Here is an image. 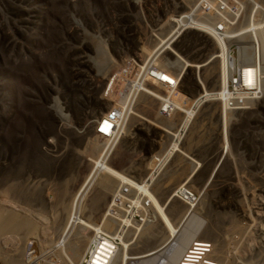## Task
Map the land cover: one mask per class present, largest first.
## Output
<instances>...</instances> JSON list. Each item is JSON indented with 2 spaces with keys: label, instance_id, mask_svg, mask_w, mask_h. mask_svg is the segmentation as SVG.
Returning a JSON list of instances; mask_svg holds the SVG:
<instances>
[{
  "label": "rangeland",
  "instance_id": "374dc122",
  "mask_svg": "<svg viewBox=\"0 0 264 264\" xmlns=\"http://www.w3.org/2000/svg\"><path fill=\"white\" fill-rule=\"evenodd\" d=\"M79 224L118 232V261L187 224L220 264H264V0H0V263H50L58 235L83 261ZM102 236L81 264L118 251Z\"/></svg>",
  "mask_w": 264,
  "mask_h": 264
},
{
  "label": "bare ground",
  "instance_id": "6f19581e",
  "mask_svg": "<svg viewBox=\"0 0 264 264\" xmlns=\"http://www.w3.org/2000/svg\"><path fill=\"white\" fill-rule=\"evenodd\" d=\"M233 79H235V81H237V86H236V90H240L241 88L238 86V80L236 79V77L234 78L233 77ZM98 131V130H97ZM88 188V186H86V188L85 189H87ZM188 190H190V191H192V189H188ZM181 195V194H180ZM181 198H182V201H183V197L181 196ZM184 203V202H183ZM125 204H127V202L125 203ZM122 207V206H121ZM126 207H128V206H126ZM189 207H191V202H190V206ZM188 207V208H189ZM131 207H130V205H129V209H130ZM189 210H190V208H189ZM126 212V211H125ZM129 212V211H128ZM33 212L30 214V216H32V217H28V220L31 222V220H34L35 219V217L33 216ZM29 216V215H28ZM39 219L40 218H37L36 220H35V223L36 222H40L39 221ZM183 219V216L179 219V220H182ZM21 220V219H20ZM193 218H190V219H186L185 220V223H187V222H193ZM20 222H22V220L20 221ZM31 224V223H30ZM23 225H25V226H27V233H36V229L35 228H32L31 226H29V224H23ZM77 225V224H76ZM20 226V225H19ZM95 226H97V225H95ZM84 227H88V225H86V224H79L78 225V230L77 231H74V234H72V235H74L73 236V238H72V240L73 241H78V240H81L82 242H84V244H88V243H90L93 239H97V237H98V239H100V238H102L103 236L102 235H105V237H107V238H112L114 241L115 240H117V247H118V253H117V255H118V258H119V253L120 252H122L121 250H120V247L122 248V245H121V242H120V236L119 235H117V233H115V232H109L112 236H109L108 234H107V232H104V231H102V229H99V228H93V230H92V232H93V236H91L90 234L88 235V237L90 236L91 238H85V239H83L84 238V236L82 235V233H80L81 232V230L82 229H84ZM2 228V227H1ZM90 228H92V227H90ZM90 228H89V230H90ZM195 228H196V226L194 227V228H190L187 224H186V226L182 229V230H180V232L178 233V235L176 236V238H175V240L173 241V244L171 245V247L168 249V250H165V251H163V252H161V254L158 256L159 258L157 259L155 256H152L150 259H151V264H190V262H188V261H195V253H188V255L185 253V252H192L193 251V247H196V243L194 242V239H196V242L197 241H199V242H206V241H200V238H199V236H198V234H196V233H194L195 232ZM148 230H150V229H146L145 231H143L142 232V230H141V233L142 234H147V231ZM45 231H47V228L45 229ZM111 231V230H110ZM90 233V232H89ZM65 234V233H64ZM63 234V235H64ZM75 234H77V237H75ZM29 235V234H28ZM32 235V234H31ZM36 235V234H35ZM61 235V234H60ZM66 235V234H65ZM59 236V235H58ZM55 237V238H57V240L55 241L57 244H58V242H60L61 244H62V241L64 240V238H63V240H62V238L61 237ZM65 237V236H64ZM163 237V236H162ZM166 237H167V233H166ZM66 238V237H65ZM40 239V238H39ZM87 239V240H86ZM54 240V239H53ZM90 240V241H89ZM161 240V239H160ZM190 240V241H189ZM27 241H29V240H27ZM162 241H160V242H158L159 244L161 243ZM58 244V246H60L61 244ZM95 243H96V241H95ZM40 244V243H39ZM65 244H66V242H65ZM159 244H157L156 245V247H154V251H155V254H157V253H159L160 251V249L162 248V247H160V245ZM43 245V244H42ZM44 245H46L45 243H44ZM187 247V248H186ZM45 248H48V247H45ZM50 248L52 249V246H50ZM96 248V245L93 247V249H95ZM208 249V247H205V256H207V254H208V252L210 251H208L207 249ZM210 248V247H209ZM93 249L91 250V252L89 253V255H90V257L92 256V254H93ZM131 249V248H130ZM186 249V250H185ZM211 249V248H210ZM213 249V248H212ZM211 249V250H212ZM35 250H36V248H35ZM58 250H60L59 249V247H58ZM76 250L77 249H75L74 251H73V247H70L67 251H65V252H62L61 250H60V252L61 253H66V252H68V257H69V259L72 261V260H75V264H78V262L79 261H76ZM129 250V249H128ZM211 252V251H210ZM116 253V252H115ZM212 253V252H211ZM36 256H37V258H38V260L39 261H42L41 260V258H39V257H41V254L40 253H38L37 252V250H36V254H35ZM116 255V254H115ZM115 255H114V257H115ZM154 255V254H153ZM211 255V254H210ZM209 255V256H210ZM213 256V255H212ZM113 257V256H112ZM114 257H113V259H114ZM8 258V257H7ZM20 258H21V256H18V257H16V258H10V259H7V260H12V262H14V261H16V260H20ZM125 259H127L130 263H133V264H143L144 262H134L136 259L135 258H132V256L131 257H123V260H125ZM84 260V259H83ZM123 260H117L119 263H117V264H120V261H123ZM3 261H5V260H3ZM112 258L109 260V262H108V264H113L112 263ZM217 261H219L218 259H217ZM12 262H10V263H7V264H12ZM51 263V262H50ZM69 264H71V263H69Z\"/></svg>",
  "mask_w": 264,
  "mask_h": 264
},
{
  "label": "built area",
  "instance_id": "2783aa9c",
  "mask_svg": "<svg viewBox=\"0 0 264 264\" xmlns=\"http://www.w3.org/2000/svg\"><path fill=\"white\" fill-rule=\"evenodd\" d=\"M239 56H240V54H239V50H238V54H237L238 64H235V62H234L233 65H231L229 67V70H233L234 66L236 67L235 69L238 70V67H240L239 66L240 64H243V63L246 64V62H248L242 58H239ZM234 75L236 77H238V72L235 73ZM236 84H237V81H235V79H229L228 80V87H229L230 91H232V93H235L236 95H238L239 92H242V91H238L235 89L237 86ZM246 91L247 90H245L243 92H246ZM248 93L250 94L249 96H251V97H248V99H252V96H254V95L252 94V92H248ZM240 94H243V93H240ZM236 101H237L236 98H233V97L231 98V102L233 103L230 105L231 107H233L231 110H234V107H235L234 104H237V105L239 104V107L243 105V104H241L242 102L240 99L237 101L238 103ZM239 101H240V103H239ZM170 112L171 111L167 112V110L164 107L162 108V113L169 114ZM110 118H105V119L110 120ZM96 130L100 131L101 127L96 128ZM103 133L104 134L100 135L101 137H107L108 138L110 136V134H107V132H103ZM185 191H190V190L185 189ZM179 195L183 197V193H179ZM195 201H196V196H193L192 191H191V201L190 202L192 204V202H195ZM146 204H147V202L145 203V205ZM187 204H190V203H187ZM97 239H98V237H97ZM96 240L93 239L90 243H88V252L86 253V255H84L83 259H85L86 257H90L89 253L91 252V250L95 246L94 242ZM55 241L54 242L51 241L52 242V245H51L52 250L55 253L54 255H51V260H52L51 263H45V260L39 261L37 256L35 255L36 254V251H35V253H29L27 256H21L20 260H16V261L12 262V264H67V261L70 260L68 257V252L61 253L60 250H58L59 246L56 244ZM208 243H209L208 241H206V242L197 241L196 247H193L192 252H185L187 255H188V253H195V261H188V262H190V264H220V262L215 260L212 256H205V247H208ZM117 253H118L117 251H116V253H114V255L116 254L115 257L113 255L114 259L112 257V260H113L112 263L113 264H117V260H118ZM39 258H44V256H42V254H41V257H39ZM83 261H79L78 264H81Z\"/></svg>",
  "mask_w": 264,
  "mask_h": 264
},
{
  "label": "clouds",
  "instance_id": "9594fccd",
  "mask_svg": "<svg viewBox=\"0 0 264 264\" xmlns=\"http://www.w3.org/2000/svg\"><path fill=\"white\" fill-rule=\"evenodd\" d=\"M172 112V111H171Z\"/></svg>",
  "mask_w": 264,
  "mask_h": 264
}]
</instances>
